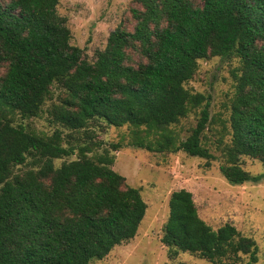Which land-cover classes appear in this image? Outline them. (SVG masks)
<instances>
[{
    "label": "trees",
    "instance_id": "obj_1",
    "mask_svg": "<svg viewBox=\"0 0 264 264\" xmlns=\"http://www.w3.org/2000/svg\"><path fill=\"white\" fill-rule=\"evenodd\" d=\"M135 2L133 30L117 26L91 62L71 43L60 0H0V264H90L137 235L147 203L113 168L123 145L70 141L82 131L89 138L94 123L128 125L136 148L216 159L203 143L210 98L186 87L200 59L239 60L221 173L238 185L264 179L241 162L264 163V0ZM54 85L60 93L49 113L60 128L40 134L18 123L42 113ZM198 107L196 125L181 138L173 126ZM29 158V168L15 171ZM161 242L170 258L258 261L256 241L231 223L213 228L186 188L170 196Z\"/></svg>",
    "mask_w": 264,
    "mask_h": 264
},
{
    "label": "rangeland",
    "instance_id": "obj_2",
    "mask_svg": "<svg viewBox=\"0 0 264 264\" xmlns=\"http://www.w3.org/2000/svg\"><path fill=\"white\" fill-rule=\"evenodd\" d=\"M202 5L203 0H192ZM140 7L135 0H60L58 13L66 17L71 30L73 45L84 49L86 58L93 62L96 52L105 48L108 36L117 26L133 30L135 21L132 9ZM133 62L141 60L139 53L131 51ZM239 64L235 57L212 56L199 60L194 78L186 83L193 92H200L210 98V125L203 137V143L216 156L208 164L205 158L190 156L183 151L177 153L152 152L129 144L131 129L128 125L115 127L101 122L91 127L90 137L84 132L70 138L72 143L93 142L102 147L111 143L123 145L114 151L113 168L124 175L129 185L141 189L147 203L146 215L137 235L130 241L116 245L103 259H93L90 264H213L208 260L181 252L170 258L166 246L161 242L162 230L169 213L171 194L186 188L193 194L199 215L213 228L225 223L233 224L244 236L253 238L258 245V261L264 263V179L258 183L232 184L221 173V148L230 136V101L235 91L234 71ZM5 71L1 68L0 74ZM60 89L55 85L39 116L21 119L28 130L40 134H52L60 126L52 121L49 109L57 102ZM201 107L192 110L178 124L174 125L181 138H186L196 125ZM68 130H64L66 135ZM100 151H101V147ZM91 155V153H90ZM76 158V155L56 159L62 162ZM29 158L15 171L29 168ZM242 166L251 174L264 173L260 159L242 157ZM238 264H247L248 255L242 256Z\"/></svg>",
    "mask_w": 264,
    "mask_h": 264
}]
</instances>
